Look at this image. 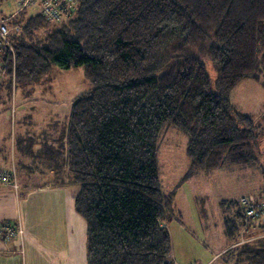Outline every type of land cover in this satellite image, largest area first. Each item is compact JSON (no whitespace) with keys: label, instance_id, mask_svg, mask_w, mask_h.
<instances>
[{"label":"trees","instance_id":"trees-1","mask_svg":"<svg viewBox=\"0 0 264 264\" xmlns=\"http://www.w3.org/2000/svg\"><path fill=\"white\" fill-rule=\"evenodd\" d=\"M32 11L12 20L20 26L11 37L14 77L9 70L0 84L30 87L53 68L82 67L92 88L72 100L63 134L14 141L15 167L0 168V182L15 184L17 170L29 183L46 175L41 185L74 187L87 264H171L160 136L180 131L195 171L258 159L262 139L229 93L260 72L264 0H77L60 22ZM221 206L234 211L226 231L235 236L222 254L264 264V235L239 243L243 209Z\"/></svg>","mask_w":264,"mask_h":264},{"label":"rangeland","instance_id":"rangeland-1","mask_svg":"<svg viewBox=\"0 0 264 264\" xmlns=\"http://www.w3.org/2000/svg\"><path fill=\"white\" fill-rule=\"evenodd\" d=\"M16 8L17 0H2L0 16H8ZM32 13L28 9V14ZM258 64V76L244 78L229 93L232 108L250 117L262 139L258 159L252 164L195 171L186 155V137L175 128L164 130L160 136L159 184L161 191L171 197V220L166 228L175 264H233L229 255L221 251L235 241V236L226 231L231 223L227 222L228 217L234 211L224 209L221 203L237 201L241 196L264 202V52L260 53ZM4 83L0 84V168L7 167L16 139L35 135L45 140L63 134L72 100L92 88L82 67L53 68L45 79L30 87L12 86L11 82L10 88ZM22 160L28 163L29 157L22 155ZM36 176L31 183L40 185L45 179ZM17 185V181L12 184L14 188ZM259 221L264 222V214L251 218L247 225H257ZM261 227L255 233L243 234L240 230L238 237L256 233L262 236L264 225Z\"/></svg>","mask_w":264,"mask_h":264},{"label":"crops","instance_id":"crops-1","mask_svg":"<svg viewBox=\"0 0 264 264\" xmlns=\"http://www.w3.org/2000/svg\"><path fill=\"white\" fill-rule=\"evenodd\" d=\"M13 148L14 143L7 169L15 167ZM15 173L17 188L0 183V223L17 224L21 233L8 240L0 237V264H87L86 224L73 207L75 188L29 183L27 174ZM248 225L241 229L243 234L258 232L264 222ZM258 234L239 239L244 242Z\"/></svg>","mask_w":264,"mask_h":264},{"label":"built area","instance_id":"built-area-1","mask_svg":"<svg viewBox=\"0 0 264 264\" xmlns=\"http://www.w3.org/2000/svg\"><path fill=\"white\" fill-rule=\"evenodd\" d=\"M76 2L77 0H17V8L12 14L0 16V79L8 74L9 70L12 81L14 77L15 54L11 37L20 29L18 24L12 23L14 17L22 11L37 9L48 20L60 22L72 15ZM9 62L10 65L8 64ZM1 177L5 179V175ZM238 202L243 209L245 224L251 218L264 214V202H252L244 196L240 197ZM20 233V226H9L5 223H0V237L3 240L13 238ZM242 242L243 240H240V243ZM171 264H175V262Z\"/></svg>","mask_w":264,"mask_h":264}]
</instances>
